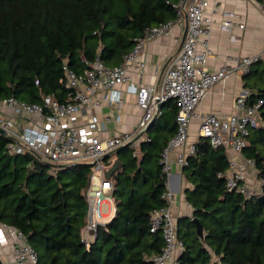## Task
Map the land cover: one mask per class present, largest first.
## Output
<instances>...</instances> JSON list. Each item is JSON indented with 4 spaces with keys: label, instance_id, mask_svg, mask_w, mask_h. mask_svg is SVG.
Masks as SVG:
<instances>
[{
    "label": "trees",
    "instance_id": "1",
    "mask_svg": "<svg viewBox=\"0 0 264 264\" xmlns=\"http://www.w3.org/2000/svg\"><path fill=\"white\" fill-rule=\"evenodd\" d=\"M176 1L0 0V98L66 101L72 89L65 85L64 63L75 71L86 67L82 59L119 65L136 38L176 18ZM242 77L251 91L247 102H261L258 125L249 128L242 154L264 180V61ZM177 111L175 99H167L135 155L124 146L105 158L106 164L120 163L110 176L114 213L92 241L83 237L90 166L55 168L31 154L11 155L0 135V224L25 235L36 264H152L164 239L160 229L150 231L151 214L168 206L160 159L176 132ZM193 146L181 166L192 214L175 223L184 244L176 264H264V202L259 195L227 190L218 175L228 167L223 146L213 147L201 136ZM192 219L199 221L201 236Z\"/></svg>",
    "mask_w": 264,
    "mask_h": 264
},
{
    "label": "built area",
    "instance_id": "2",
    "mask_svg": "<svg viewBox=\"0 0 264 264\" xmlns=\"http://www.w3.org/2000/svg\"><path fill=\"white\" fill-rule=\"evenodd\" d=\"M259 2L264 10V0ZM207 5V0H177L174 4L176 18H186L184 40L177 54L168 63L158 87L150 84H128L127 91L135 94L136 103L142 111L134 130L129 133L102 137L98 116L90 113L87 118L82 112L90 108H100L103 102L120 106L122 98L117 86L127 83L131 71H142L145 66L141 58L143 46L152 39L167 34L175 20L147 29L141 37L136 38L133 49L124 55L117 66H106L98 58L90 62L82 59L86 67L82 71H75L64 63L62 69L65 85L72 89L69 98L64 102L51 96L43 97L37 104H29L12 96L0 98V135L7 139L6 150L9 154H31L55 168L77 163L90 166V182L84 193L88 208L83 232L94 236L97 227L105 223L101 205L105 200L112 202V182L105 177V172L113 161L106 164L105 158L124 146L135 149V155L142 131L160 113L163 102L174 98L178 106L176 132L163 149L160 159L168 176L171 169L169 154L186 144L190 122L197 116V107L208 90L238 71L243 74L248 72L255 62L264 61L263 51L258 55L241 57L234 65L224 64L210 71L207 67L208 58L211 56L208 36L212 20L204 14ZM229 25L227 20L222 22L224 27ZM198 46L202 50L198 51ZM250 94L248 88H241L235 99L238 113L224 119L205 115L198 127L199 136L206 138L213 147L225 148L228 167L218 175L225 177L227 190H236L247 198L260 195L248 183V171L254 170V161L243 158L242 162H237L230 152L242 153L249 128L258 125L261 102L248 103ZM193 152L194 146L191 145L188 154ZM185 157L183 154L178 155L179 165L185 163ZM258 183L261 187L264 180H259ZM165 197L168 206L156 209L151 214L150 231L160 229L164 239V246L153 257L152 264H176L177 256L184 248L183 241L177 236L170 211L171 192L167 190ZM7 242L12 244L15 264H36L37 254L28 244L25 235L15 228L3 225L0 229V245Z\"/></svg>",
    "mask_w": 264,
    "mask_h": 264
},
{
    "label": "crops",
    "instance_id": "3",
    "mask_svg": "<svg viewBox=\"0 0 264 264\" xmlns=\"http://www.w3.org/2000/svg\"><path fill=\"white\" fill-rule=\"evenodd\" d=\"M207 2L204 14L212 20V28L208 36V49L211 56L208 58L207 67L210 71H214L224 64L234 65L241 57L258 55L264 51V10L259 0H207ZM174 20V24L167 34L156 37L143 46L141 58L144 60L145 66L142 71H131L127 83L117 86L122 98L121 105H110L103 102L100 108H90L82 112L87 118L90 113L98 116L101 128L100 136L129 133L134 130L142 111L136 103L135 94L128 92L127 86L131 83L135 85L150 84L155 87L160 85L167 65L179 51L187 30L184 16ZM225 20L230 23L228 27L222 26V22ZM197 50H202V47L198 46ZM242 76L243 73L238 71L214 84L208 90L197 107V116L190 122L186 144L181 148L174 149L169 154L168 162L171 169L165 186L172 194L170 211L175 223L178 218L190 217L192 214V209L184 194V190L189 187V184L182 174L177 157L179 154L186 156L189 147L198 139V127L203 116L215 115L224 119L238 113L235 108V99L240 89L244 87ZM140 138L141 141L145 138L144 132ZM139 143L140 141L136 146L137 151ZM230 155L237 162H242L245 158L242 153L230 152ZM248 175L251 189L257 193L261 192L256 169H249ZM105 203L108 211L103 213L104 222L108 221L114 213L113 202L105 200ZM109 203H112L111 209ZM2 227L3 225L0 224V229ZM83 237L88 241H92L94 238L92 234L85 231ZM0 259L3 264H15L10 242L0 245Z\"/></svg>",
    "mask_w": 264,
    "mask_h": 264
},
{
    "label": "water",
    "instance_id": "4",
    "mask_svg": "<svg viewBox=\"0 0 264 264\" xmlns=\"http://www.w3.org/2000/svg\"><path fill=\"white\" fill-rule=\"evenodd\" d=\"M143 133V131H142ZM118 151V149L116 150ZM120 165L119 161L118 160H114L112 165L106 170L105 172V177L106 178H110L111 174L113 173V171ZM62 167V166H60ZM166 184V183H164ZM258 200L264 202V195H259L258 196ZM192 222L195 224V227H196V232L201 236L202 235V228H201V225L199 223L198 220L196 219H192ZM0 264H3L2 260L0 259Z\"/></svg>",
    "mask_w": 264,
    "mask_h": 264
},
{
    "label": "rangeland",
    "instance_id": "5",
    "mask_svg": "<svg viewBox=\"0 0 264 264\" xmlns=\"http://www.w3.org/2000/svg\"><path fill=\"white\" fill-rule=\"evenodd\" d=\"M108 202H110L109 200H108ZM110 204V209H111V205H112V203H109ZM108 207H109V205H108ZM106 211H108L107 210V204L105 203H103L102 205H101V212L102 213H105Z\"/></svg>",
    "mask_w": 264,
    "mask_h": 264
}]
</instances>
